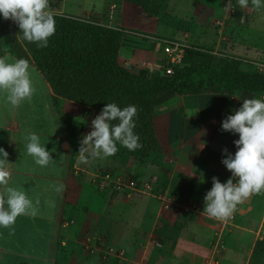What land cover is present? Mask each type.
Wrapping results in <instances>:
<instances>
[{"label":"crops","instance_id":"crops-1","mask_svg":"<svg viewBox=\"0 0 264 264\" xmlns=\"http://www.w3.org/2000/svg\"><path fill=\"white\" fill-rule=\"evenodd\" d=\"M123 1L155 23L163 15L154 10L162 9V1L164 7L169 2L150 0L154 10L149 15L131 0ZM217 1L220 20L211 15L204 20L198 17L195 23L199 33L194 39L186 30L183 41L175 34L166 38L121 29L116 4L106 3L102 11H92L89 16L85 12L70 16L63 12L59 0L52 13L123 30L129 41L120 48L119 61L137 70L158 73L166 59L165 42H175L239 60L243 70L251 71V63L264 57V46L257 37L264 36V25L256 33L249 21L257 13L264 17V9L237 6L233 14L231 9L225 10V0ZM192 4L191 0H177L173 10L189 9ZM250 32L251 37L239 36ZM123 49L131 53L128 63L120 58ZM4 56L8 62L16 60L8 53ZM29 65L35 89L31 99L13 108L0 94V147L8 153L9 163L7 185H0V196L6 186L24 190L35 214L19 215L10 226L0 228V264H219L216 246L220 234L239 233L241 242L250 236L247 232L251 239L259 235L251 228V195L237 205L234 222L222 230L215 218L202 213L212 178L224 183L231 177L222 160L235 153L233 141L239 136L222 130L221 122L240 107L242 98L255 95L242 91L172 96L153 112L160 154L151 163L127 164L138 180L153 182L152 193L99 191L91 182L95 170L125 169L111 156L88 164L77 159L79 142L92 130L91 120L99 113L62 98L55 104L48 83ZM29 132L39 135L41 144L51 153L48 165H37L27 154ZM158 195L169 201V209L161 206ZM262 223L260 220L253 225L260 229ZM108 248L123 250L125 255L108 254Z\"/></svg>","mask_w":264,"mask_h":264},{"label":"trees","instance_id":"trees-1","mask_svg":"<svg viewBox=\"0 0 264 264\" xmlns=\"http://www.w3.org/2000/svg\"><path fill=\"white\" fill-rule=\"evenodd\" d=\"M146 14H152L150 0H131ZM54 15L55 32L48 46L23 39L18 26L0 19V56L8 53L24 58L48 83L55 104L58 99L80 103L98 113L105 103L116 102L123 107L135 104L137 115L134 131L140 148L129 151L117 144L114 159L131 158L134 162H154L161 148L153 125L154 108L174 95L202 93L264 94V73L246 71L241 61L205 50L188 49L181 63L172 65V74L165 66L158 73L137 70L123 65L118 58L125 33L110 27L70 17ZM4 42V47L1 43ZM204 50V49H201ZM251 264H264V237L251 258Z\"/></svg>","mask_w":264,"mask_h":264},{"label":"clouds","instance_id":"clouds-1","mask_svg":"<svg viewBox=\"0 0 264 264\" xmlns=\"http://www.w3.org/2000/svg\"><path fill=\"white\" fill-rule=\"evenodd\" d=\"M235 4L240 8L251 5L257 10L264 9V0H235ZM232 6V0H225V10ZM0 19L13 21L24 40L41 48L48 46L49 38L55 32V19L48 8V0H0ZM34 91L28 60L19 58L8 62L7 57L0 56V94L3 99L15 108L30 100ZM136 115L135 104L121 107L116 102L105 103L91 120L92 130L79 142L76 154L79 163L88 164L110 157L117 152V144L129 151L140 148V137L134 131ZM221 128L239 136L233 141L235 153L222 160L231 177L224 183L212 178V187L204 196L202 213L226 220L243 200L264 191V94L261 98H242L240 107L221 122ZM25 147L37 165L46 166L52 160L51 153L34 132L27 134ZM7 158L8 153L0 147V185H7ZM23 214H35L32 201L24 190L6 186L4 195L0 196V228L10 226Z\"/></svg>","mask_w":264,"mask_h":264},{"label":"rangeland","instance_id":"rangeland-1","mask_svg":"<svg viewBox=\"0 0 264 264\" xmlns=\"http://www.w3.org/2000/svg\"><path fill=\"white\" fill-rule=\"evenodd\" d=\"M168 1L169 2L165 7L163 6L164 2L162 1V9L161 7L160 9H157V7L155 10L153 9L158 13L161 12V14L163 15L161 16V18H159L157 23H155V21H148L147 19L143 18L140 10L136 9L131 4L123 0H60V6L63 12L67 15L80 16L82 12H85L87 14L85 16H89L88 14H90V12L92 11H102V8L106 3L116 4L121 29H133L144 34L163 36L166 38L172 37V34H175V37L179 39V41L184 40L183 32L186 30L189 31L191 37L195 39L197 33H199V29L195 23L198 17H202L203 20L208 15H211V18L213 19L220 20L221 18V13L219 11V2L217 0H191L192 3L194 1V4H192L191 8L185 9L179 7L176 11H174L173 8L174 5L177 4V0ZM58 4L59 0H48V8L51 11H54ZM237 6L238 5L233 2V6L230 8L233 14L237 13ZM211 11H213V13H211ZM211 18L208 20L207 24H209ZM8 21L13 26H17L13 21ZM249 22L252 23L254 30L257 33L260 32L261 28L264 25V17L257 13L253 19H250ZM211 31H214V28H212ZM244 34H247L246 36L250 35L249 37H251V32L250 34L241 33L239 36H242ZM210 35H212V33H210ZM257 37L260 38L263 44L261 46H264V36L258 35ZM127 41H129V39L127 40L126 37H124L123 46L127 45ZM1 46L4 47V42L1 43ZM188 49H198V52H206L205 49L201 50L200 48H197L193 45H189L184 48L185 51ZM185 51L184 54H182V57L185 55ZM120 58L122 61L125 60V62L127 63L130 62V51L123 49L121 51ZM136 58H138V55L136 56ZM165 63L166 59L164 60L162 66L159 68L160 71L165 66ZM250 70L261 71L264 73V57H258V61L256 63H251ZM117 160L122 165V168H125L124 170H122V172L98 169L91 174V182L94 181V174L98 172L112 173L115 176L123 177L127 180L135 179V175L130 173V170L128 169L129 165H127L129 162L133 161V159L124 158ZM249 218H251V228H254V232L259 231V235H253V238L251 239V233L247 232V235L250 236L245 238L246 242H241L242 240L240 241L238 238V235H240L239 233H237L238 235H233V232H224L223 234H220V237H218L219 242L217 241L216 246V250L218 251L216 257H218L217 261L219 262V264H251V258L254 254V251L264 237V191L251 194V214H249ZM260 220H263V223L261 225V228L259 229V227L257 228L258 225L256 226L253 224H258Z\"/></svg>","mask_w":264,"mask_h":264},{"label":"built area","instance_id":"built-area-1","mask_svg":"<svg viewBox=\"0 0 264 264\" xmlns=\"http://www.w3.org/2000/svg\"><path fill=\"white\" fill-rule=\"evenodd\" d=\"M186 48V45L175 43V42H165L163 47V54L165 55L166 59L168 60L169 67L165 68L166 74H172V65L179 64L182 59L183 50ZM87 113L86 111L84 112ZM94 187L99 190L103 191L105 189H112L114 191H122L124 189H131L132 191L136 192L137 194H148L152 193L153 191V182L149 180H138L135 179H124L123 177H118L113 175L112 173H96L94 174V181L92 182ZM158 200L161 202V206L164 209H169L168 203L169 201L165 199L162 195H158ZM219 228L222 230L227 226H230L235 220V213L231 215L230 218L226 220H218L215 219ZM108 254H116L119 257H123L125 252L123 250H115L113 248H108Z\"/></svg>","mask_w":264,"mask_h":264}]
</instances>
